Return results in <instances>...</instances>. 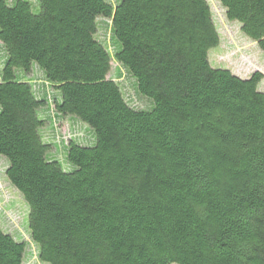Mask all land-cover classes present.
<instances>
[{
  "label": "trees",
  "instance_id": "trees-1",
  "mask_svg": "<svg viewBox=\"0 0 264 264\" xmlns=\"http://www.w3.org/2000/svg\"><path fill=\"white\" fill-rule=\"evenodd\" d=\"M37 1L0 0V156L29 236L0 225V264L29 242L44 264H264L262 73L212 66L208 1ZM219 2L264 52V0Z\"/></svg>",
  "mask_w": 264,
  "mask_h": 264
},
{
  "label": "rangeland",
  "instance_id": "rangeland-1",
  "mask_svg": "<svg viewBox=\"0 0 264 264\" xmlns=\"http://www.w3.org/2000/svg\"><path fill=\"white\" fill-rule=\"evenodd\" d=\"M30 2L32 0H29ZM210 4L214 23L216 25L219 41L218 44L211 47L208 50V56L212 66L227 67L233 73L240 76L247 77L254 70H259L262 73V80L258 84L259 90L264 91V52L259 48L256 41L248 37L241 31L240 24L235 20H230L225 15L224 8L220 4L219 0H207ZM33 11H38L39 2L36 0V4L32 5ZM98 28L96 37L105 41L109 49L111 48L110 41V27L109 20L106 18H97ZM3 51L0 43V60L2 58ZM119 69L122 75L118 78V82L122 85L125 94L131 98L132 103L138 106L145 105V101L136 96L134 90L130 86V78L126 75L125 70L116 61L111 62V69L109 76L115 77V71ZM38 71V70H37ZM39 77H42L41 72H37ZM129 98V99H130ZM81 124L88 126L86 123L79 120ZM44 138H50L52 128L50 122L44 123ZM56 127L59 128L58 134L64 138L69 137L70 123L67 118L60 119ZM89 127V126H88ZM51 130V131H50ZM52 134V135H51ZM54 138L57 136L54 135ZM83 144H88L84 142ZM2 156V155H1ZM0 156V225L3 229L22 234L25 239L29 240L28 233L21 226L28 228V206L26 202L19 204L21 199L19 192L8 182L4 175L7 159ZM6 160V161H5ZM21 225V226H20ZM30 254L27 255L23 264H44L37 259L36 247L32 242H29ZM46 263V262H45ZM50 264V263H47Z\"/></svg>",
  "mask_w": 264,
  "mask_h": 264
}]
</instances>
